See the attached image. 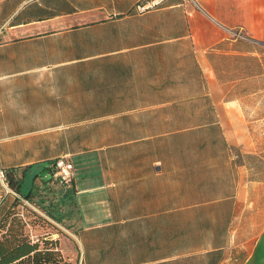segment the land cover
<instances>
[{
	"label": "crops",
	"instance_id": "obj_1",
	"mask_svg": "<svg viewBox=\"0 0 264 264\" xmlns=\"http://www.w3.org/2000/svg\"><path fill=\"white\" fill-rule=\"evenodd\" d=\"M263 43L264 0H0V220L27 203L12 172L66 155L69 188L35 180L53 226L33 242L77 264H264L240 137L264 125ZM183 138L219 148L156 151Z\"/></svg>",
	"mask_w": 264,
	"mask_h": 264
},
{
	"label": "trees",
	"instance_id": "obj_2",
	"mask_svg": "<svg viewBox=\"0 0 264 264\" xmlns=\"http://www.w3.org/2000/svg\"><path fill=\"white\" fill-rule=\"evenodd\" d=\"M48 169L50 168L48 167ZM22 179L19 174L12 172L7 180L10 189L16 193H21ZM24 199L40 208L39 210L33 205L35 209H38L39 213L45 212L52 215L43 206L40 191H32ZM24 203L25 201L22 198L16 197L0 220V264H73L66 260L58 249V240L44 239L43 241L33 242L29 238L27 235L28 227L32 225L23 219L18 211V206L24 205ZM32 213L36 214L35 212ZM36 216L46 226L48 224L53 226V223L48 221L44 215L37 214ZM54 229L63 232L57 226Z\"/></svg>",
	"mask_w": 264,
	"mask_h": 264
},
{
	"label": "rangeland",
	"instance_id": "obj_3",
	"mask_svg": "<svg viewBox=\"0 0 264 264\" xmlns=\"http://www.w3.org/2000/svg\"><path fill=\"white\" fill-rule=\"evenodd\" d=\"M263 84V81L261 82ZM250 102L251 105L254 106L255 112L251 114V118H258L262 114H264V95H259L257 97H249L247 98ZM264 123L263 122H258ZM215 132V131H214ZM213 132V133H214ZM213 135L212 132H206V134H202L203 136L207 135L209 136ZM240 136L242 140L247 141L246 145H243L244 150H251L253 151V154L251 156L249 154H246L245 160H247L251 163L252 166V175L251 178L255 179L261 183L262 185L264 184V125L258 126V127H253V128H247ZM201 137V135H200ZM219 145H216L214 141L212 140H203V143L200 141L199 143H186V139L183 138L178 139V141H172L171 143H163L159 145H155L156 151H159L160 153H167V152H175V151H204V152H212L217 150ZM78 164V169L79 168H86L82 165ZM43 174H47V176L51 177V173L48 168L45 169ZM260 184V185H261ZM34 205V204H33ZM36 206V205H34ZM36 208H38L36 206ZM40 210V208H38ZM38 209H35L28 203H24V205H19L18 206V211L19 215L25 220L31 224L32 228L29 226L28 227V236L31 240L34 239V237L39 236L40 238L42 233L47 231V226L36 216L37 214H42L39 213ZM32 212H35L36 214H33ZM53 229V228H52ZM260 230V226H258V231ZM32 231L36 233L33 235ZM75 252V247L72 246V250L69 255L66 254V256L62 253L64 258L68 260L71 263H77V259L73 258V254ZM67 253V252H66ZM76 260V261H75Z\"/></svg>",
	"mask_w": 264,
	"mask_h": 264
},
{
	"label": "built area",
	"instance_id": "obj_4",
	"mask_svg": "<svg viewBox=\"0 0 264 264\" xmlns=\"http://www.w3.org/2000/svg\"><path fill=\"white\" fill-rule=\"evenodd\" d=\"M155 4V1H153L149 5H140L138 8L140 11H143L147 6L153 7ZM48 167L50 168L51 177L53 179L67 187L72 185L76 176V167L74 162L68 156H61L49 161ZM0 177L3 180L5 179V173L2 170L0 171Z\"/></svg>",
	"mask_w": 264,
	"mask_h": 264
},
{
	"label": "water",
	"instance_id": "obj_5",
	"mask_svg": "<svg viewBox=\"0 0 264 264\" xmlns=\"http://www.w3.org/2000/svg\"><path fill=\"white\" fill-rule=\"evenodd\" d=\"M48 165L49 162L47 161L35 163L25 171L24 179L21 186L20 196L25 197L33 191L36 178L40 177L43 174V172L48 167ZM26 202L29 203L31 206H33L29 201L26 200ZM51 219L54 220V217L52 216Z\"/></svg>",
	"mask_w": 264,
	"mask_h": 264
}]
</instances>
